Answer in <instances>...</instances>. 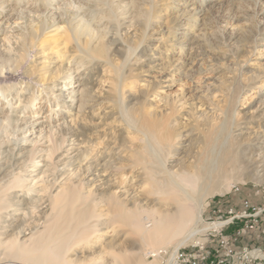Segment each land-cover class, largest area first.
Returning a JSON list of instances; mask_svg holds the SVG:
<instances>
[{"label": "bare ground", "instance_id": "bare-ground-1", "mask_svg": "<svg viewBox=\"0 0 264 264\" xmlns=\"http://www.w3.org/2000/svg\"><path fill=\"white\" fill-rule=\"evenodd\" d=\"M193 3L174 0L168 44L184 55L168 62L175 74L190 78L205 71L193 25L205 11ZM154 6L0 0V81L11 80L0 83V264H146L192 240L205 198L230 191L229 172L264 166V72L249 77L256 92L240 111L237 101L186 112L193 121L180 126L173 104L151 106L149 74H168L166 54L161 38L133 43ZM125 172L133 183L116 190Z\"/></svg>", "mask_w": 264, "mask_h": 264}, {"label": "rangeland", "instance_id": "rangeland-1", "mask_svg": "<svg viewBox=\"0 0 264 264\" xmlns=\"http://www.w3.org/2000/svg\"><path fill=\"white\" fill-rule=\"evenodd\" d=\"M193 1L194 6L203 8L205 11L198 23L193 24L196 25L195 34H199L196 47L199 55L202 56L199 57H201V68L203 67V71L205 70L202 71L203 74L199 75L195 71V73H192L191 78L183 77L181 74H175L174 67L168 63L173 59L184 56L176 55L171 52V48L168 49L169 39L172 36L171 32L174 27L172 17L175 13L171 9L174 0H154L153 11L155 14L151 16L149 8L148 13L140 14L142 30L133 43L138 48L143 43L149 45L154 42L153 40L157 42L156 39L161 38V47L157 50L160 53L165 52L166 55L163 54L162 60L164 63L166 62L164 66L169 69L168 74H163L159 70L149 74L148 80L154 82L157 88L151 96L150 104L153 108L158 109L165 104H173L178 110L179 116L175 119L177 123H180V126L193 121L192 118L188 120L186 114L183 115L186 112L197 118L205 108L211 106L216 107L217 105L224 110L233 109L236 102L240 101L237 111L242 109L240 104L247 107L254 96V92H256L255 89H248L251 85L249 84L251 83L249 77L254 79L264 72V0H220L218 5H215L214 2L202 5L199 2L200 0ZM213 4L214 6H212ZM156 26L158 28H154ZM147 27H150L148 32L152 28L155 29L154 32L152 30L149 33L150 35L154 33L153 38L146 39ZM185 38L191 42L194 36L190 35ZM140 50L142 51L138 56L145 55L148 47L144 46ZM164 56H166L165 59ZM24 65L25 67L28 66V62H24ZM196 68L193 69L196 70ZM133 69L138 73L142 66L133 67ZM207 77L216 78L217 80L214 82L206 80ZM21 79L15 77L12 82L15 81L16 83L17 80L19 82ZM2 81H0L1 84L7 85L10 84L11 80ZM10 138L13 139V137ZM254 166L246 165L244 170L239 169L237 174L236 171L235 174L229 172L230 184L232 186L238 185L239 191L235 192L231 188L225 195H208L205 198V212L202 216L205 218L217 205L220 207L226 204H238L245 199L257 202L258 199L254 198L253 195L257 187H264V166L259 164L255 166L257 168ZM133 177L134 173H126L125 176L123 173L122 176H117L114 184L118 188L116 190L130 186L133 183ZM0 231L2 230L0 229ZM110 235L112 234L98 237L106 238ZM8 239L4 240L7 241ZM15 240L16 238H14ZM182 242L183 240L180 244ZM8 253L6 252V256Z\"/></svg>", "mask_w": 264, "mask_h": 264}, {"label": "built area", "instance_id": "built-area-1", "mask_svg": "<svg viewBox=\"0 0 264 264\" xmlns=\"http://www.w3.org/2000/svg\"><path fill=\"white\" fill-rule=\"evenodd\" d=\"M231 188L239 191L238 185ZM253 197L258 201L215 206L192 240L150 252L146 264H264V187H257Z\"/></svg>", "mask_w": 264, "mask_h": 264}]
</instances>
